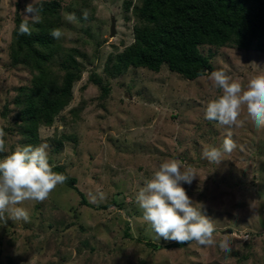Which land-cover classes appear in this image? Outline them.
Wrapping results in <instances>:
<instances>
[{
	"label": "rangeland",
	"instance_id": "1",
	"mask_svg": "<svg viewBox=\"0 0 264 264\" xmlns=\"http://www.w3.org/2000/svg\"><path fill=\"white\" fill-rule=\"evenodd\" d=\"M125 1H132L133 8L139 4L138 0L61 4L65 34L58 41L65 49H79L88 62L74 85L70 105L52 126L39 128L38 146L49 145V162L64 167L77 180V190L58 185L44 202L18 205L30 218L0 223V264H264V133L255 130L245 109L239 117L242 126L231 129L236 149L220 164L201 157L205 146L220 147L228 131L204 119L208 102L222 95L208 75L223 70L246 88L251 78L264 73V52L202 49L212 70L195 80L166 66L159 73L130 69L107 79L109 56L122 53L134 41L135 20L132 12L124 20ZM32 2L0 0V128L7 134L8 149L0 159L22 146L14 100L21 87L31 84L32 75L11 65L10 45L17 14L23 19ZM85 9L90 13L87 20L82 19ZM62 13H75L77 22H67ZM92 77L109 88L106 96ZM170 159L196 169L197 177L182 187L214 221L216 246L194 241L182 249L167 248L174 242L156 238L144 221L135 196ZM97 193L105 198L101 201ZM225 238L230 253L219 248Z\"/></svg>",
	"mask_w": 264,
	"mask_h": 264
},
{
	"label": "trees",
	"instance_id": "2",
	"mask_svg": "<svg viewBox=\"0 0 264 264\" xmlns=\"http://www.w3.org/2000/svg\"><path fill=\"white\" fill-rule=\"evenodd\" d=\"M63 1L39 3L42 19L38 24H30L31 36L19 34L23 19L19 14L15 18L11 65L25 68L32 75L31 84L21 87L14 100L18 108L15 128L23 138L22 146H38L39 128L52 126L70 105L74 85L81 80L84 64L88 62L86 54L79 49L63 48L49 34L63 25ZM138 1L134 8L132 1H125L124 20H129L130 12L135 20L134 41L122 53L109 56L104 69L107 79L123 76L130 69L159 73L166 66L170 72L195 80L204 76V70H212L202 49L264 52V0ZM92 81L101 87L104 96L109 93L101 79L92 77ZM58 143L60 149L63 142ZM52 166L53 171L67 176L65 185L77 190V180L64 167ZM82 202L86 203L84 197ZM192 242H174L167 248L182 249ZM153 248L158 249L159 245Z\"/></svg>",
	"mask_w": 264,
	"mask_h": 264
},
{
	"label": "clouds",
	"instance_id": "3",
	"mask_svg": "<svg viewBox=\"0 0 264 264\" xmlns=\"http://www.w3.org/2000/svg\"><path fill=\"white\" fill-rule=\"evenodd\" d=\"M41 12L39 0L25 7L18 30L20 35H32L30 24L41 22ZM62 15L69 23L77 22L75 13ZM89 15L87 9L82 11V19L87 20ZM49 34L60 40L65 30L55 28ZM208 79L215 88L222 90V95L208 102L204 119L228 131L220 147L205 146L201 157L209 163L220 164L223 157L237 147L231 129L242 126L239 117L243 110L246 109L247 119L255 130L264 133V73L251 78L246 88L223 70L212 71ZM6 135L0 128V153L8 151ZM48 149L47 143L35 147L17 146L11 154L0 159V223L8 220L28 222L29 212L18 205L26 201L44 202L58 185L65 184L67 176L53 171ZM196 177V169L192 166L176 159L166 160L137 192L136 203L156 238L180 244L195 241L200 246H216L214 221L203 214V204L194 203L182 187V184L190 185ZM97 196L101 201L105 198L103 193ZM97 196L92 197L94 202ZM219 248L227 253L232 250L227 238L219 242Z\"/></svg>",
	"mask_w": 264,
	"mask_h": 264
},
{
	"label": "water",
	"instance_id": "4",
	"mask_svg": "<svg viewBox=\"0 0 264 264\" xmlns=\"http://www.w3.org/2000/svg\"><path fill=\"white\" fill-rule=\"evenodd\" d=\"M111 34H112V36H114V34H115V21L112 22ZM205 71H206V70H204V72H205Z\"/></svg>",
	"mask_w": 264,
	"mask_h": 264
}]
</instances>
